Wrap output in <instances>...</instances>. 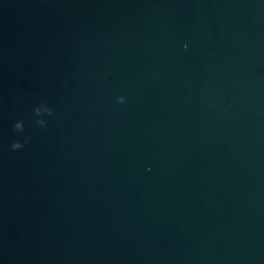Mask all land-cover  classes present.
<instances>
[{"label":"water","instance_id":"obj_1","mask_svg":"<svg viewBox=\"0 0 264 264\" xmlns=\"http://www.w3.org/2000/svg\"><path fill=\"white\" fill-rule=\"evenodd\" d=\"M0 264H264V0H0Z\"/></svg>","mask_w":264,"mask_h":264},{"label":"clouds","instance_id":"obj_2","mask_svg":"<svg viewBox=\"0 0 264 264\" xmlns=\"http://www.w3.org/2000/svg\"><path fill=\"white\" fill-rule=\"evenodd\" d=\"M184 47L187 48V44H185ZM119 103L121 104L125 103V97L123 96L119 97ZM24 123L25 121L23 119H17L14 122L13 131L17 135L24 132ZM29 139L30 138L27 136H25L23 139H19V138L16 139L14 142L11 143L10 150L13 152L22 150L26 146V144H28Z\"/></svg>","mask_w":264,"mask_h":264}]
</instances>
